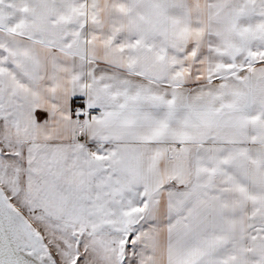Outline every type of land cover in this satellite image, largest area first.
<instances>
[{
    "label": "snow or ice",
    "instance_id": "obj_1",
    "mask_svg": "<svg viewBox=\"0 0 264 264\" xmlns=\"http://www.w3.org/2000/svg\"><path fill=\"white\" fill-rule=\"evenodd\" d=\"M0 264H264V0H0Z\"/></svg>",
    "mask_w": 264,
    "mask_h": 264
}]
</instances>
